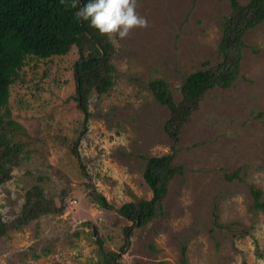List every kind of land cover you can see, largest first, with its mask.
Returning <instances> with one entry per match:
<instances>
[{"label": "rangeland", "instance_id": "1", "mask_svg": "<svg viewBox=\"0 0 264 264\" xmlns=\"http://www.w3.org/2000/svg\"><path fill=\"white\" fill-rule=\"evenodd\" d=\"M139 5L149 26L133 29L115 47L114 85L90 96L91 116L82 135L84 115L74 101L76 51L24 60L11 87L5 127L25 152L11 180L0 185V216L11 224L35 187L66 209L9 231L0 239V264H102L104 253L121 252L124 228L131 225L117 210L152 198L144 158L172 149L164 129L170 112L148 85L164 80L179 100L188 76L203 70L206 61L218 62L230 4L139 0ZM245 43L239 79L209 91L180 132L174 165L183 174L168 186L165 216L135 229L115 264H181L183 244L187 264L264 262V213L254 209L251 192V186L262 191L264 201V23ZM233 174L238 177L229 180ZM92 192L111 208L97 204ZM80 222L87 226L76 229Z\"/></svg>", "mask_w": 264, "mask_h": 264}, {"label": "trees", "instance_id": "2", "mask_svg": "<svg viewBox=\"0 0 264 264\" xmlns=\"http://www.w3.org/2000/svg\"><path fill=\"white\" fill-rule=\"evenodd\" d=\"M228 1L230 12L224 17L218 46L219 61H206L203 70L188 76L181 84L179 100H176L170 84L164 80H153L148 85L158 103L170 112L164 129L171 141L172 154L144 158L146 165L143 177L152 191V198L125 204L117 210L131 225L124 228L121 252H103L102 264H115L121 258V253L130 246L135 229L165 216L168 186L177 175L183 174V168L174 165L179 152L181 130L199 110L209 91L227 89L239 79L243 52L247 48L245 37L264 23V0H249L246 4L239 0ZM88 2L79 0L78 7L73 9L66 6L71 0H65V4H61V0H0V185L11 180L12 169L18 166L25 152L23 143L15 141L5 127L11 87L24 66V60L31 57L48 59L66 56L76 51L73 68L76 83L74 101L84 115L81 135L87 130L91 116L90 96L93 93L103 95L114 85L115 47L106 35L90 27L89 21H78L75 18L79 7ZM77 145L76 141L73 153L78 157ZM234 177L238 175L233 174L228 179ZM251 192L254 209L264 213L262 191L251 186ZM91 196L103 208H111L101 195L92 192ZM65 209L64 205L57 207L48 201L43 190L35 187L27 193L21 214L11 224L3 222L0 216V239L11 230H19L46 214L64 212ZM214 218L216 224L218 216L214 214ZM98 242L103 248L102 240ZM186 254L187 246L183 244L181 264H187Z\"/></svg>", "mask_w": 264, "mask_h": 264}, {"label": "clouds", "instance_id": "3", "mask_svg": "<svg viewBox=\"0 0 264 264\" xmlns=\"http://www.w3.org/2000/svg\"><path fill=\"white\" fill-rule=\"evenodd\" d=\"M65 4V0H61ZM79 0H71L67 7L76 9ZM139 0H89L75 12L78 21H89L90 27L106 35L114 47L128 38L133 29L147 28V18L137 11ZM124 65H121V70ZM264 264V262H261Z\"/></svg>", "mask_w": 264, "mask_h": 264}, {"label": "water", "instance_id": "4", "mask_svg": "<svg viewBox=\"0 0 264 264\" xmlns=\"http://www.w3.org/2000/svg\"><path fill=\"white\" fill-rule=\"evenodd\" d=\"M87 226V222H80L79 224H77V226L75 227L76 229L78 228H85Z\"/></svg>", "mask_w": 264, "mask_h": 264}]
</instances>
